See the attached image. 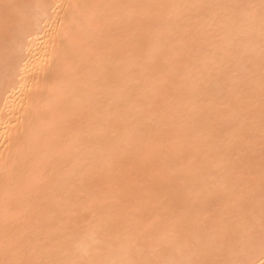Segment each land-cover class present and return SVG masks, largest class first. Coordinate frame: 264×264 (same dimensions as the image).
<instances>
[{
	"label": "bare ground",
	"instance_id": "obj_1",
	"mask_svg": "<svg viewBox=\"0 0 264 264\" xmlns=\"http://www.w3.org/2000/svg\"><path fill=\"white\" fill-rule=\"evenodd\" d=\"M0 264H264V0H0Z\"/></svg>",
	"mask_w": 264,
	"mask_h": 264
}]
</instances>
